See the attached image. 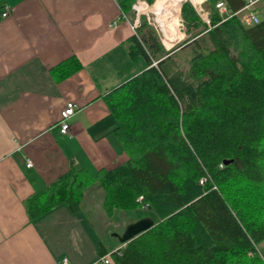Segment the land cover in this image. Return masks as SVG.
Segmentation results:
<instances>
[{
	"label": "trees",
	"instance_id": "1",
	"mask_svg": "<svg viewBox=\"0 0 264 264\" xmlns=\"http://www.w3.org/2000/svg\"><path fill=\"white\" fill-rule=\"evenodd\" d=\"M136 1H123V12ZM220 1L233 13L249 2L206 0L210 25L189 0L180 7L187 69L180 47L167 50L141 17L125 45L146 68L103 97L128 161L96 175L70 167L25 200L30 219L60 204L79 211L98 184L108 217L146 209L154 221L112 253L115 264H264V11L256 24L223 20ZM82 69L72 55L50 72L61 82Z\"/></svg>",
	"mask_w": 264,
	"mask_h": 264
},
{
	"label": "crops",
	"instance_id": "2",
	"mask_svg": "<svg viewBox=\"0 0 264 264\" xmlns=\"http://www.w3.org/2000/svg\"><path fill=\"white\" fill-rule=\"evenodd\" d=\"M123 1L0 0V264H104L100 246L122 245L96 225L105 229L111 219L98 184L77 212L60 204L32 220L24 202L72 166L96 175L128 161L103 98L146 68L128 55L134 31ZM72 55L83 69L56 81L51 67ZM70 101L77 110L63 134L59 120Z\"/></svg>",
	"mask_w": 264,
	"mask_h": 264
},
{
	"label": "rangeland",
	"instance_id": "3",
	"mask_svg": "<svg viewBox=\"0 0 264 264\" xmlns=\"http://www.w3.org/2000/svg\"><path fill=\"white\" fill-rule=\"evenodd\" d=\"M184 1H186V0H182L180 5H182V3ZM189 1L197 9V11H198L199 15L201 16V18L208 25H210V14H211V12L205 6V1L206 0H203V3L200 5L201 9L196 7V5L193 3L192 0H189ZM155 2H156V0L154 1V3ZM157 2H158V0H157ZM154 3H152V4L147 3L148 5H145V4H143L142 1L135 2L133 4V6H132V10L128 14L129 15L128 16V22L130 23V26H131V25L135 24V20L139 17L138 24L140 26L141 25V20L140 19L144 15L146 20H147V22L149 23V25H151L154 28V30L158 33V35L160 36L161 41L165 45L167 50H171V49H173L174 47H177V46L180 47V48L177 49L178 52H177V55H176V59L181 64L183 69H187L188 68V61H189L190 55L192 53V47L190 45L180 46L182 44V42L188 37L186 35V33H185L186 27L183 24V21H182L181 15H180V11H179L180 30L183 32L184 37H183V39H181V40H179L177 42H174L173 46L167 47L166 38H165V34L163 32V29H161L160 25L157 23V21L155 19V14H154L153 11H155L154 8H155L156 3L155 4ZM134 5H137L138 7L140 5L141 6L140 7L141 8L140 11H137L134 8ZM143 7H147V8H149V10H142ZM255 7L258 8V10H261V12H263L264 11V0H261V1L257 2ZM241 17L247 23L246 18H245L246 17V13H242ZM246 25H248V24H246ZM140 61H141V63L145 64V60L143 58H141ZM124 213H126V214L118 213L113 218L106 219L105 229L103 228L102 224H100L98 221H96L97 227L102 231V233H105L104 234L105 238H108L110 236H113L112 238H114V237L116 238V236L119 235V233H123L125 231V228H127L131 224L129 219H131L132 217H130L128 215H132L134 220H136V221H138L140 219H143V218H151L152 217L151 216V212L149 210H146V209H139L135 213H127V212H124ZM108 230H112V233L110 235H108V234L106 235L105 231H108ZM117 243H120V241L117 240ZM259 251L264 256V242L259 245Z\"/></svg>",
	"mask_w": 264,
	"mask_h": 264
},
{
	"label": "built area",
	"instance_id": "4",
	"mask_svg": "<svg viewBox=\"0 0 264 264\" xmlns=\"http://www.w3.org/2000/svg\"><path fill=\"white\" fill-rule=\"evenodd\" d=\"M259 1H261V0H249V2L242 9H240L239 11H237L235 13H233L228 8L227 4L224 1L218 2L216 4V9L218 10L219 14H221V16L223 17V20H226V19L232 17L233 15H238L242 19L241 14L246 13L245 18H246L247 23L243 19H242V21L248 25H251V24H256V23L260 22L261 18H260L258 11H257V8L255 7V5ZM143 4L147 5L145 2H143ZM140 7H141L140 5H139V7L137 5H134V8L137 11H140ZM7 14H8V11L4 12L3 16H6ZM124 17H126V16L124 15ZM138 22H139V17L135 20V24L131 25V28L135 34H136L137 28L139 27ZM76 110H77V105L74 102L70 101V102L66 103L65 108L61 112V117L59 120V126H60V130L63 134H67L69 132L70 125L67 122V120L76 113ZM31 165H32V161L28 159L27 166H31ZM121 247H122V245L111 250V251H109L108 253H106L104 255H101L100 260L104 264H113L111 255L114 252L119 254ZM59 264H70V262L67 258H63L60 260Z\"/></svg>",
	"mask_w": 264,
	"mask_h": 264
},
{
	"label": "bare ground",
	"instance_id": "5",
	"mask_svg": "<svg viewBox=\"0 0 264 264\" xmlns=\"http://www.w3.org/2000/svg\"><path fill=\"white\" fill-rule=\"evenodd\" d=\"M196 7L201 9L203 0H192ZM182 0H158L153 11L155 19L165 34L166 45L171 47L174 42L183 39L184 34L180 30L179 11ZM141 9V8H140ZM142 10H149L143 7Z\"/></svg>",
	"mask_w": 264,
	"mask_h": 264
},
{
	"label": "water",
	"instance_id": "6",
	"mask_svg": "<svg viewBox=\"0 0 264 264\" xmlns=\"http://www.w3.org/2000/svg\"><path fill=\"white\" fill-rule=\"evenodd\" d=\"M167 49V48H166ZM156 64V63H155ZM233 160H226L225 163L228 164ZM154 225V221L150 218L140 219L132 224H130L122 235H117L121 244H125L126 242L132 240L134 237L148 230Z\"/></svg>",
	"mask_w": 264,
	"mask_h": 264
}]
</instances>
